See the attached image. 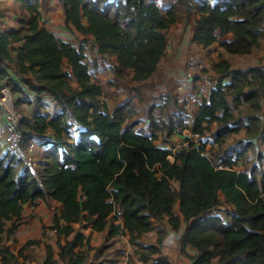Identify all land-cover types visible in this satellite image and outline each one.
<instances>
[{"label": "trees", "instance_id": "16d2710c", "mask_svg": "<svg viewBox=\"0 0 264 264\" xmlns=\"http://www.w3.org/2000/svg\"><path fill=\"white\" fill-rule=\"evenodd\" d=\"M16 1L25 5L27 14L18 28L0 30V87L5 83L14 93L4 66L11 59V46L18 42L15 63L20 73L33 75V80H26L37 94L33 104L40 108L43 96H49L55 107L38 110L20 123L25 127L22 153L31 141L44 148L40 169L33 171L19 153L0 152V235L14 233L26 203L48 195L62 204L46 230L58 234L64 264H97L87 263L88 255L81 250L85 245L91 248L90 238L74 227L81 221L97 231L109 227L110 236L128 234L144 264H170L160 248L164 231L160 230L157 244L144 245L139 239L165 215L178 235L181 219L173 208L179 201L187 223L180 236L181 250L186 253L188 245L198 250L193 264H264V163L258 170L238 171L235 165L245 150L217 162L206 143L191 141L175 150L158 144L160 132L166 143L178 128L189 127L178 101L163 95V103L150 108L148 129L141 126L132 99L110 109L102 99V85L89 71L87 40L76 44L43 26L48 6L42 1ZM60 2L66 25L93 36L98 52L117 55L118 72L131 68L138 81L149 79L158 68L167 50V30L177 21L180 7L190 15L196 3L193 41L204 47L219 42L229 53L249 54L264 35V0H175L168 7L156 0ZM227 34L232 38L221 39ZM215 70L221 77L202 99L189 128L202 136L217 123L215 135L222 141L240 130L229 96L236 104L246 101L259 107L264 69H231L223 59ZM157 106H175L177 112L169 122L158 121L152 114ZM221 194L232 210L226 219L217 213ZM119 217L124 226L116 223ZM13 218V224L5 227ZM71 235L62 242V237ZM35 242L28 241L25 247ZM0 255L3 264L18 263L8 246L0 245ZM43 264H58L51 246Z\"/></svg>", "mask_w": 264, "mask_h": 264}, {"label": "crops", "instance_id": "0c3cea01", "mask_svg": "<svg viewBox=\"0 0 264 264\" xmlns=\"http://www.w3.org/2000/svg\"><path fill=\"white\" fill-rule=\"evenodd\" d=\"M156 1L161 6L168 7L175 0ZM58 3L62 9L61 16L65 26L61 22L54 20V7H50L49 11L43 12V26L55 32L59 37L76 44H83L82 40H87L84 43V47L89 71L91 72L93 81L100 83L103 87L102 99L107 102L110 109L115 108L126 100L132 99L139 111V117L143 120L141 126L144 124L149 126L151 121L149 115L150 108L154 105L162 104V96L166 94L173 96L178 101V106L186 110V122L189 127L192 125L202 99L209 95L211 87L206 86L200 80L187 81L183 79L187 70V57L190 52H200L203 54L206 69L212 74L215 73L217 79L221 77V74L215 70V64L223 59L230 63L231 69H248L253 67L250 60L241 57L242 55L240 54L229 53L219 42L204 47L193 41L196 20L198 18L196 3H194V8L190 15L187 14L184 7H180L177 21L167 30V50L158 68L149 79L138 81L134 79L135 72L131 68H123L121 73H119L117 70V65L119 64L117 55L100 54L93 36L83 35L75 28H69L65 22V12L60 0ZM8 13L10 14V11ZM4 15V13L0 14V17L4 18ZM25 15L26 12L24 14H17L15 12L12 16V19H15L13 25L9 27L1 26L0 30L18 28L21 18ZM231 38L232 35L227 34L221 39ZM19 45L20 43L17 42L11 46V59L7 60L4 69L9 73L10 83L17 100L24 98L34 102L37 94L26 82L28 79L33 80V75L31 73H20L15 63ZM224 81H230V77H225ZM72 84L77 85L75 79L72 80ZM21 94H23V97L20 96ZM229 101L235 114L233 106L235 102L231 100V96H229ZM34 105V110L30 111V118L38 110L42 112L46 110L54 111L55 102L51 97L43 96L42 106L39 108L37 104ZM176 112L175 106L165 107L164 109L157 106L152 110V114L158 121H168ZM189 127L185 129L178 128L176 133L169 137L170 141L164 142L162 146H166V144L175 147L179 144L185 145L186 142L183 141V138L185 139L189 134L193 133ZM49 133L52 134L53 131L50 130ZM35 143V152L38 159L45 158L43 155L44 148L38 141H35ZM6 150L5 140L0 135V152L4 153ZM175 185L178 186V183L176 182ZM221 195L224 200L223 194ZM61 209L62 204L48 195L44 198H39L36 203L28 202L24 205L22 216L18 220L19 225L14 233L8 235L7 232H4L0 235L4 236L3 243L5 246H8L11 253L16 256L17 264H43L47 257L48 246L52 247L54 258L58 260V264H64V261L59 259L58 234L54 230H46L52 224L54 215L59 213ZM173 212L181 219V228L178 235L174 232L169 222V216L165 215L162 220H154L153 230L142 235L139 242L144 245L157 244L159 232L162 230L166 235L160 248L162 254L168 257L170 264H193L198 250L191 245L186 247V253H183L181 250L180 236L184 233L187 223L180 211L179 201L175 204ZM15 219L6 221L5 227H10ZM116 223H121L124 226L121 217H119ZM74 227L90 238L91 248L89 249L85 245L81 249L88 255L87 263H97L104 259L110 262V264H144L139 259L140 254L136 252L137 246L130 243L128 234L120 233L110 236L109 227L103 231H97L86 221L75 223ZM72 237L73 235L67 238L62 237V242ZM28 241L36 242L25 247ZM0 264H3V257L1 255ZM149 264H151V261Z\"/></svg>", "mask_w": 264, "mask_h": 264}, {"label": "rangeland", "instance_id": "374dc122", "mask_svg": "<svg viewBox=\"0 0 264 264\" xmlns=\"http://www.w3.org/2000/svg\"><path fill=\"white\" fill-rule=\"evenodd\" d=\"M42 3L46 4L48 8L46 11L50 10V7H54V20L61 22L63 26L64 20L61 16V7L58 3L59 0H40ZM25 5H22L19 1L16 0H1L0 1V14H5L4 18L0 17V28L1 26L9 27L13 25L14 20L12 16L17 12V14H24ZM10 11V14L8 13ZM55 21V22H56ZM241 57H245L246 59L250 60L251 65L253 67H259L264 69V35L259 47L254 48L253 51L249 54H240ZM188 68V64L187 67ZM208 76L212 79H215L217 75L214 73L212 74L209 72L208 69L205 68L204 71ZM5 82V81H3ZM15 96V94H14ZM23 97V94L20 95ZM15 99L16 96H15ZM231 100L233 101L232 97ZM234 102V101H233ZM18 111L23 118H29L30 111H33L35 105L32 101H27V99L21 98L18 100L17 103ZM235 108V116L237 120V126L240 127V130L236 133L229 134L227 137L224 138L222 141H217V137L215 135V131L218 128V124L215 123L211 126V129L206 131L202 136H193L189 134L187 138H183V141L186 144H189L191 141L200 145L201 143H206V147L208 150V154L212 156L217 162L224 160L225 158H236L237 151L245 150V154L238 159L235 165V168L239 170H246L251 172L253 170H258L263 163H264V91L260 95V105L259 107H254L251 103L242 101L239 104H234ZM188 124V123H187ZM145 129H148V125H142ZM24 125H20V130H24ZM164 137L165 135L160 132L159 133V140L157 141L158 144H164ZM182 140V139H181ZM16 152L18 155H23L21 150ZM35 157L38 159L36 152H34ZM19 156V155H18ZM172 159V158H171ZM39 160V159H38ZM39 168V167H38ZM41 168V167H40ZM39 168V169H40ZM220 198L223 200L222 195ZM220 199V200H221ZM221 200V208L217 210V213L222 216L223 219L229 218L231 214V209L225 203V201ZM4 236H0V245H5L3 243ZM115 260V259H114ZM115 262V261H114ZM11 264H15L11 261ZM97 264H110L107 260H101L97 262Z\"/></svg>", "mask_w": 264, "mask_h": 264}, {"label": "built area", "instance_id": "2783aa9c", "mask_svg": "<svg viewBox=\"0 0 264 264\" xmlns=\"http://www.w3.org/2000/svg\"><path fill=\"white\" fill-rule=\"evenodd\" d=\"M188 68L183 76L184 80L193 81L196 77H199L197 81L203 82L206 86L211 87L217 83V78L212 79L208 76L204 70L206 68L204 63L203 54L200 52H190L187 57ZM22 117L16 106V99L11 87L5 83H2L0 87V135L4 138L7 149L13 152H19L21 150V144L24 136L20 130V123ZM193 136L199 137L198 133H192ZM184 144L178 146H171L166 144V148L175 150L182 147ZM36 150L35 141H31L27 144L24 151L23 160L33 171L39 167V160L35 157L34 152ZM172 158V156H170Z\"/></svg>", "mask_w": 264, "mask_h": 264}]
</instances>
